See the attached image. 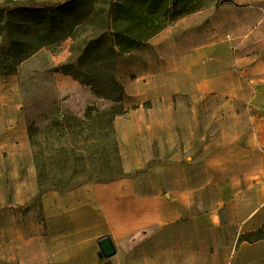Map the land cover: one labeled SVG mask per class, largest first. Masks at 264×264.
Masks as SVG:
<instances>
[{
	"label": "crops",
	"instance_id": "0c3cea01",
	"mask_svg": "<svg viewBox=\"0 0 264 264\" xmlns=\"http://www.w3.org/2000/svg\"><path fill=\"white\" fill-rule=\"evenodd\" d=\"M204 12L183 15L154 36L156 45L168 43L167 52L155 53L167 54V64H154L143 46L130 52L138 55L131 68L137 77L130 92L123 87L124 112L113 121L120 174L42 194L53 264H264V114L213 115L231 124L204 131L202 115L170 112L177 82L202 102L203 57L217 59L232 47L231 65L214 66L209 90L233 103L236 90L250 86L249 104L264 108V0H227L210 23ZM228 26L238 32L224 41L219 34ZM155 73L167 76L160 82ZM235 73L243 74L237 88L220 87L219 78ZM53 77L56 85L73 83L62 73ZM159 97L162 113L128 110ZM14 101L0 98V150L19 135L25 152L24 110L19 100L18 116H11ZM260 228L261 238L242 239ZM105 235L115 253L99 259L97 241Z\"/></svg>",
	"mask_w": 264,
	"mask_h": 264
},
{
	"label": "rangeland",
	"instance_id": "374dc122",
	"mask_svg": "<svg viewBox=\"0 0 264 264\" xmlns=\"http://www.w3.org/2000/svg\"><path fill=\"white\" fill-rule=\"evenodd\" d=\"M4 1H12L8 2L12 7L51 5L67 0H0V3ZM109 1L99 0L94 6L110 10ZM226 1L196 0L195 3L202 5L200 8L205 9L202 14L204 22L210 23L216 10ZM195 16L200 14L187 15ZM90 25L77 21L74 30L66 38L58 43H47L40 48V52H35H38L36 56L33 53L22 61L14 74L0 76V89H3L0 98L15 100L10 105L11 116H18L17 104L20 100L24 110L21 112L24 130L20 132L23 131L26 135L25 152L20 148L23 140L19 135L10 139V150H0V264H53L49 214L42 209V194L51 189L63 190L86 181L109 179L120 174L121 159L113 121L124 112L123 97L120 100L116 96L104 98L96 95L89 85L68 74L73 81L70 85H56L53 77L54 74L62 73L55 71V68L81 53L84 47L81 44L83 37L92 29ZM101 26L100 19L95 18L93 29H100ZM44 31L42 29L39 32ZM237 32V28L228 26L223 27L219 35L224 41H228ZM229 35L230 39L227 37ZM155 40L154 36L151 37L142 45L141 51L152 56L154 64L155 61H162L157 64L165 65L168 55L162 54L164 56L161 58L155 53L160 51L157 49L167 52L168 43L161 41L156 45ZM7 46L8 41L0 37V48ZM62 52H65V57H62ZM230 52L235 53L233 47L224 48L217 59L203 57L202 75L206 90L202 102H195L194 98L198 95H194L195 91L190 89L189 84L184 88L177 82L179 90L172 94L173 106L170 112L202 115L204 131L217 125L231 124L226 118L217 121L212 118L213 115L264 114V108L249 104V98L254 95L250 86L236 90L233 103H227L225 98L209 90L215 83L212 79L216 76L212 74L214 66L231 65V58L228 57ZM137 56L129 52L122 54L117 61L116 79L128 90L131 88L130 82H134L137 77L131 72L132 66L138 60ZM141 76L145 79L146 75ZM153 76L154 80H159L167 75L155 73ZM242 79L243 74L235 73L230 79L219 78V85L226 88L227 84H232L237 88ZM152 108H155L156 113L163 112L161 97L154 100L144 99L140 104L134 102L128 110L134 113H150ZM254 233L243 236L253 238Z\"/></svg>",
	"mask_w": 264,
	"mask_h": 264
},
{
	"label": "trees",
	"instance_id": "16d2710c",
	"mask_svg": "<svg viewBox=\"0 0 264 264\" xmlns=\"http://www.w3.org/2000/svg\"><path fill=\"white\" fill-rule=\"evenodd\" d=\"M97 1L12 7L8 5L12 1L0 3V37L8 41L6 48H0V76L14 74L22 61L47 43L66 38L77 21L84 22L92 29L83 37L81 53L54 70L89 85L96 95L121 100L123 87L115 76L119 57L140 48L174 20L202 7L196 0H110L108 10L95 7ZM95 18L102 24L97 30L93 29ZM42 29L45 31L40 33ZM254 232L253 238L242 239L254 241L263 236L262 228Z\"/></svg>",
	"mask_w": 264,
	"mask_h": 264
},
{
	"label": "water",
	"instance_id": "95a60500",
	"mask_svg": "<svg viewBox=\"0 0 264 264\" xmlns=\"http://www.w3.org/2000/svg\"><path fill=\"white\" fill-rule=\"evenodd\" d=\"M97 245H98L97 257L99 259L109 257L115 253L114 244L107 235L100 237L97 241Z\"/></svg>",
	"mask_w": 264,
	"mask_h": 264
}]
</instances>
